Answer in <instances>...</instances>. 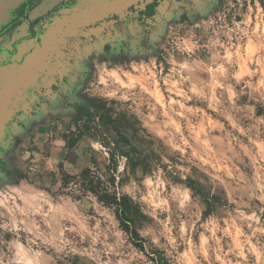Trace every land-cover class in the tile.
<instances>
[{"label": "rangeland", "instance_id": "374dc122", "mask_svg": "<svg viewBox=\"0 0 264 264\" xmlns=\"http://www.w3.org/2000/svg\"><path fill=\"white\" fill-rule=\"evenodd\" d=\"M154 48L118 63L92 58L80 93L108 102L149 172L130 169L116 150L129 146L97 122L70 147L85 117L21 127L12 115L16 135L5 124L3 137L17 139L1 154L0 264H149L110 209L61 185L60 170L78 174L92 160L107 173L113 149L118 190L140 202L139 231L171 264H264V0H214L196 20L167 19Z\"/></svg>", "mask_w": 264, "mask_h": 264}, {"label": "flooded vegetation", "instance_id": "af4514ba", "mask_svg": "<svg viewBox=\"0 0 264 264\" xmlns=\"http://www.w3.org/2000/svg\"><path fill=\"white\" fill-rule=\"evenodd\" d=\"M214 0H0V75L14 69L13 122L74 116L92 58L118 63L154 51L167 19L196 20ZM9 78V77H8ZM10 83V80H8ZM11 108V104L8 106ZM22 117V118H20ZM25 122V123H24ZM11 135L17 126L7 123ZM16 136L0 141V172ZM15 145V144H13Z\"/></svg>", "mask_w": 264, "mask_h": 264}, {"label": "trees", "instance_id": "16d2710c", "mask_svg": "<svg viewBox=\"0 0 264 264\" xmlns=\"http://www.w3.org/2000/svg\"><path fill=\"white\" fill-rule=\"evenodd\" d=\"M92 106L94 111H90L85 106H78L74 109L73 117L75 122L77 123L82 117H85L84 121L86 124L85 128L77 129L75 134L70 138V147L75 145L85 131L88 130L91 121L94 123L97 122L96 124L98 125L111 127L118 136L117 142L126 143L129 146L128 150H120L116 146V150L125 157L126 165L130 169L141 166L143 171L149 172L151 163L149 160H146L147 154L140 153L118 129L117 125H115V120L109 115L110 107L108 106V102L101 98H97L92 102ZM109 161L107 173L101 171L93 160L92 166L83 168L78 174H69L64 170H60L62 188H67L70 183L74 185L73 189L64 192V194L76 199L88 195L93 196L99 203L110 209L120 230L127 235L133 247L144 254L149 264H171L169 257L163 249L150 242L148 243L144 236L141 235L139 226L145 221L146 216L140 202L135 200L128 193L118 190V186L122 179L116 178L114 174L116 166L115 149L111 151ZM162 169L171 182L182 183L191 191L195 190L196 186L192 179L181 178L172 173L171 170H168L166 165H163ZM214 205L213 202H208L204 210V215H209Z\"/></svg>", "mask_w": 264, "mask_h": 264}, {"label": "water", "instance_id": "95a60500", "mask_svg": "<svg viewBox=\"0 0 264 264\" xmlns=\"http://www.w3.org/2000/svg\"><path fill=\"white\" fill-rule=\"evenodd\" d=\"M15 76L17 77V71H14V69H7L0 75V141L4 135L5 124L14 114L13 107L8 108V106L12 102L10 95L15 92L20 83L19 78H16V80L12 79ZM8 80H10V83H8Z\"/></svg>", "mask_w": 264, "mask_h": 264}]
</instances>
